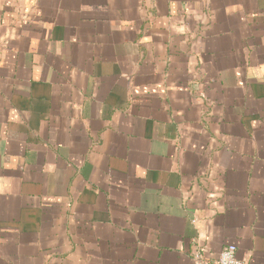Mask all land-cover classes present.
Returning a JSON list of instances; mask_svg holds the SVG:
<instances>
[{
  "label": "crops",
  "instance_id": "1",
  "mask_svg": "<svg viewBox=\"0 0 264 264\" xmlns=\"http://www.w3.org/2000/svg\"><path fill=\"white\" fill-rule=\"evenodd\" d=\"M264 264V0H0V264Z\"/></svg>",
  "mask_w": 264,
  "mask_h": 264
},
{
  "label": "built area",
  "instance_id": "2",
  "mask_svg": "<svg viewBox=\"0 0 264 264\" xmlns=\"http://www.w3.org/2000/svg\"><path fill=\"white\" fill-rule=\"evenodd\" d=\"M206 248H201L195 254L196 264H248L249 258L240 259L237 256V246L234 244L226 245L219 254L217 260L210 261L205 257Z\"/></svg>",
  "mask_w": 264,
  "mask_h": 264
}]
</instances>
